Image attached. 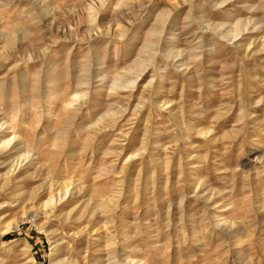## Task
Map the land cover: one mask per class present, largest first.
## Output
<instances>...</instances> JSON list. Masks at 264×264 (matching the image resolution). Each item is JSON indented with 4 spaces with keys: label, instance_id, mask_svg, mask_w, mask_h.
I'll return each instance as SVG.
<instances>
[{
    "label": "rangeland",
    "instance_id": "374dc122",
    "mask_svg": "<svg viewBox=\"0 0 264 264\" xmlns=\"http://www.w3.org/2000/svg\"><path fill=\"white\" fill-rule=\"evenodd\" d=\"M0 149V264H264V0H0Z\"/></svg>",
    "mask_w": 264,
    "mask_h": 264
},
{
    "label": "bare ground",
    "instance_id": "6f19581e",
    "mask_svg": "<svg viewBox=\"0 0 264 264\" xmlns=\"http://www.w3.org/2000/svg\"><path fill=\"white\" fill-rule=\"evenodd\" d=\"M201 134V133H200ZM210 132H204L202 133V135H209ZM10 144H12L10 141H7L4 144L5 150L7 152L8 148L10 147ZM2 147V146H1ZM3 149V148H2ZM0 149V151L2 150ZM4 150V149H3ZM4 150V151H5ZM4 153V152H3ZM27 159H29L28 155H22L20 156V158H18L15 163L11 166V169L9 170L7 177H5L4 181L5 184L9 183L12 181V179H14L17 175L16 172L18 171L20 173V171L22 170V163L24 161H26ZM69 187V186H68ZM68 187L66 188V190L64 188H60V191L58 190L56 192V190H53L51 188V190L49 191V197L47 198V200L43 203H36V208H38L41 211H46L48 209H50L52 212H56L60 207H62L61 205H63L62 203L65 201L66 197L69 195L70 191L68 189ZM70 188V187H69ZM72 195V194H71ZM38 202V201H37ZM32 217V216H31ZM28 218V217H27ZM34 218V216L32 217ZM7 231L4 233L6 234ZM70 262V261H69Z\"/></svg>",
    "mask_w": 264,
    "mask_h": 264
},
{
    "label": "trees",
    "instance_id": "16d2710c",
    "mask_svg": "<svg viewBox=\"0 0 264 264\" xmlns=\"http://www.w3.org/2000/svg\"><path fill=\"white\" fill-rule=\"evenodd\" d=\"M10 238H11V235L6 236V239H10Z\"/></svg>",
    "mask_w": 264,
    "mask_h": 264
}]
</instances>
